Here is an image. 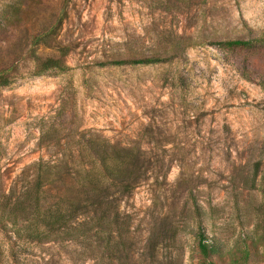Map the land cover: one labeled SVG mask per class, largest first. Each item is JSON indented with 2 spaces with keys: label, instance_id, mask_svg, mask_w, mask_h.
<instances>
[{
  "label": "rangeland",
  "instance_id": "1",
  "mask_svg": "<svg viewBox=\"0 0 264 264\" xmlns=\"http://www.w3.org/2000/svg\"><path fill=\"white\" fill-rule=\"evenodd\" d=\"M55 26L51 45H33ZM262 32L264 0H0V202L33 183L38 162L76 158L97 137L148 165L121 203L130 245L104 264H200L196 208L226 248L250 234L247 264H264V44H220ZM177 36L191 43L180 58L103 65ZM46 58L69 68L38 73ZM13 245L17 264H102L80 240L1 231L0 264H15Z\"/></svg>",
  "mask_w": 264,
  "mask_h": 264
},
{
  "label": "trees",
  "instance_id": "2",
  "mask_svg": "<svg viewBox=\"0 0 264 264\" xmlns=\"http://www.w3.org/2000/svg\"><path fill=\"white\" fill-rule=\"evenodd\" d=\"M20 8L11 6L8 19H18ZM57 27L34 36V46L51 45ZM227 49L264 44V32L251 38H235L220 42ZM183 37L169 39L164 47L145 56L135 50L128 56L110 60L103 65L159 64L180 58L190 46ZM162 48V49H161ZM62 57L67 54L63 49ZM38 73L68 70L62 58H46L37 65ZM0 74V85H8ZM57 131H54L55 133ZM43 132L41 142L50 145L51 132ZM56 140L53 142V145ZM85 153L76 158L51 156L36 164L33 183L19 194L4 196L0 202V231L13 232L18 240L39 244L82 241L92 251L100 253L102 264L109 263L130 245V216L121 211V203L131 196L144 179L148 165L139 148L120 147L100 138L84 142ZM69 157V158H68ZM197 216V246L200 264H247L251 260V235L233 248H226L216 236H210L205 225L206 213L195 209ZM92 240L96 247H92ZM22 248L12 246L10 255L18 263Z\"/></svg>",
  "mask_w": 264,
  "mask_h": 264
}]
</instances>
